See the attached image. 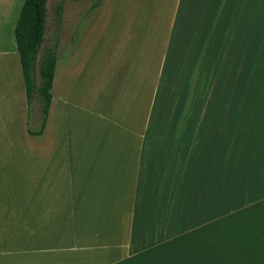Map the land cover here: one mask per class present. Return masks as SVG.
Listing matches in <instances>:
<instances>
[{
  "label": "crops",
  "instance_id": "crops-1",
  "mask_svg": "<svg viewBox=\"0 0 264 264\" xmlns=\"http://www.w3.org/2000/svg\"><path fill=\"white\" fill-rule=\"evenodd\" d=\"M22 2L0 0V264H264V0H95L36 135Z\"/></svg>",
  "mask_w": 264,
  "mask_h": 264
},
{
  "label": "trees",
  "instance_id": "trees-1",
  "mask_svg": "<svg viewBox=\"0 0 264 264\" xmlns=\"http://www.w3.org/2000/svg\"><path fill=\"white\" fill-rule=\"evenodd\" d=\"M47 0H23L14 28L21 74L26 95V132L40 134L50 101L57 36L44 42ZM62 3L53 10L56 30L61 20Z\"/></svg>",
  "mask_w": 264,
  "mask_h": 264
},
{
  "label": "rangeland",
  "instance_id": "rangeland-1",
  "mask_svg": "<svg viewBox=\"0 0 264 264\" xmlns=\"http://www.w3.org/2000/svg\"><path fill=\"white\" fill-rule=\"evenodd\" d=\"M94 1L95 0H47L45 4L46 23H45L43 44H47L55 35V36H59L58 39L59 42H57V47H56L57 53L62 52L63 49L66 48L67 44L71 41L70 39H72V41L76 45V43L79 42L78 39H80V36L84 33V30L82 32V26L84 25L83 21L85 22V20H88L95 14V13L85 14V12L89 11L90 4L93 3ZM59 2L62 3V10H61V17L63 18L61 20L62 24L64 20V25L61 26V32H59L60 30L59 27L61 25L60 23L57 30L56 28H54L55 21L53 15L54 7ZM80 16H84L86 18L77 21V19H79ZM55 64H57V59L55 61Z\"/></svg>",
  "mask_w": 264,
  "mask_h": 264
}]
</instances>
